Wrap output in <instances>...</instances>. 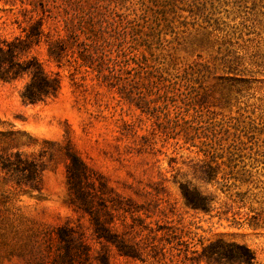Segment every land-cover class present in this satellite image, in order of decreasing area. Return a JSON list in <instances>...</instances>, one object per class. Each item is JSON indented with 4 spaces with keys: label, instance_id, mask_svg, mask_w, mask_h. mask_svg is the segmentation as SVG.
I'll list each match as a JSON object with an SVG mask.
<instances>
[{
    "label": "rangeland",
    "instance_id": "1",
    "mask_svg": "<svg viewBox=\"0 0 264 264\" xmlns=\"http://www.w3.org/2000/svg\"><path fill=\"white\" fill-rule=\"evenodd\" d=\"M84 7L172 21L149 48L108 64L123 78L148 65L160 90L144 92L141 109L101 81L105 63L99 75L67 47L58 65L47 47L67 39L65 12L52 0H0V41L24 43L23 29L42 20L39 41L18 55L36 56L61 83L56 96L25 103L26 74L0 80V264H246L242 244L264 264V229L246 223L249 206H263L264 0ZM70 153L87 165V208L69 187ZM184 185L208 206L186 204ZM96 221L119 242L97 237Z\"/></svg>",
    "mask_w": 264,
    "mask_h": 264
},
{
    "label": "trees",
    "instance_id": "2",
    "mask_svg": "<svg viewBox=\"0 0 264 264\" xmlns=\"http://www.w3.org/2000/svg\"><path fill=\"white\" fill-rule=\"evenodd\" d=\"M89 1L61 0L58 3L57 0H52L53 6L62 9L66 14V18L63 20L67 39L57 35L53 40L48 41V57L60 65L67 47L74 48L72 50L77 52L76 59H80L82 65L95 69L99 75H101L102 65L105 63L108 73L101 75V81L110 87H115L121 97L132 102L138 108L147 107L149 102L144 99V92L160 90L158 83L161 81V74L157 75L156 70L148 69V65H141L137 61L138 69L133 73L130 71L134 69H129L126 71L129 77L123 78L116 74L114 68L108 64L112 62L113 66L119 65L120 59L118 58L125 57L126 50L133 52L140 46L149 48L153 37L161 32L162 27L172 28L170 25L172 21L168 23L166 22L167 19L164 18L163 23H161L160 18L156 16V18H151L145 15V12L130 19L113 9L106 14L86 11L84 6ZM98 1L101 0H94L95 3ZM157 6L161 7L157 12L163 16L164 13L169 12V7L165 5V2L157 4ZM42 24V20L38 19L29 25L28 30L23 29L27 40H24V43L17 37L15 41H0V80L8 81L26 74L28 81L20 93L21 100L25 103L45 101L47 98L56 96L61 87L57 73L56 75L48 74L36 56L31 55L21 59L18 55L19 51L27 50L29 44L39 41L40 35L44 32ZM80 34L84 36L83 39H80ZM113 51L115 57L111 58L109 54ZM69 157L67 165L69 187L76 196L83 200L84 206L87 208L88 202L84 199V192L80 189L81 182L86 175L87 165L75 153H70ZM211 179L213 177H209V180ZM262 188L264 189V185ZM182 194L186 204L193 208L204 209L210 202L209 197L201 191L195 188L190 189L185 185L182 188ZM260 194L262 197L260 203L263 206L258 211L249 206L251 214L246 218V223L253 229H264V191ZM238 195L240 198H244L245 192L238 193ZM62 230L63 228H58V234ZM95 232L97 237L119 242L111 235L108 228L98 221H96ZM118 246L120 252L126 251V247L121 243ZM238 246H241L245 251L243 254L245 263L253 264L254 253L244 244Z\"/></svg>",
    "mask_w": 264,
    "mask_h": 264
}]
</instances>
